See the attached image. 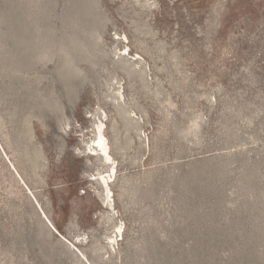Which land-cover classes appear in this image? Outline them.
Wrapping results in <instances>:
<instances>
[{
  "label": "rangeland",
  "instance_id": "obj_1",
  "mask_svg": "<svg viewBox=\"0 0 264 264\" xmlns=\"http://www.w3.org/2000/svg\"><path fill=\"white\" fill-rule=\"evenodd\" d=\"M0 264H264V0H0Z\"/></svg>",
  "mask_w": 264,
  "mask_h": 264
},
{
  "label": "bare ground",
  "instance_id": "obj_2",
  "mask_svg": "<svg viewBox=\"0 0 264 264\" xmlns=\"http://www.w3.org/2000/svg\"><path fill=\"white\" fill-rule=\"evenodd\" d=\"M103 128H104V126H103V124L101 122L100 125L97 127V137H98V139H97V141L93 142V146H92L91 151L93 153L92 154L93 157L99 158V160L103 164L110 165V171H109V174H108V178H109V180H111L112 177L116 174V169L113 166V161H112V158H111L110 153H109V147H108L106 139L104 138V135H103ZM96 180L98 181V183L101 185V187L104 189V191L106 193V198H105L104 201L108 200L109 194H110V192H109V180H107V177H104L102 175H100V177L98 179H96ZM37 206H38V208H39V210H40V212L42 214L43 220H45V222H47V225L52 230H54V228L52 227V225L49 222L48 218L46 217V215L42 211L41 207L38 204H37Z\"/></svg>",
  "mask_w": 264,
  "mask_h": 264
},
{
  "label": "water",
  "instance_id": "obj_3",
  "mask_svg": "<svg viewBox=\"0 0 264 264\" xmlns=\"http://www.w3.org/2000/svg\"><path fill=\"white\" fill-rule=\"evenodd\" d=\"M40 211V210H39Z\"/></svg>",
  "mask_w": 264,
  "mask_h": 264
}]
</instances>
